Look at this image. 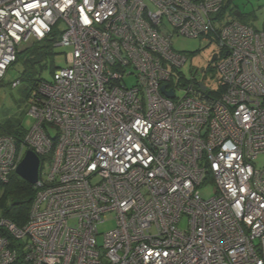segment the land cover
I'll return each instance as SVG.
<instances>
[{"label":"built area","instance_id":"obj_1","mask_svg":"<svg viewBox=\"0 0 264 264\" xmlns=\"http://www.w3.org/2000/svg\"><path fill=\"white\" fill-rule=\"evenodd\" d=\"M227 2L0 0V83L24 43L57 32L69 49L23 140L0 135L1 181L40 158L26 221L0 216V264H19L17 245L27 264H264V32ZM206 34L218 96L171 43Z\"/></svg>","mask_w":264,"mask_h":264},{"label":"rangeland","instance_id":"obj_2","mask_svg":"<svg viewBox=\"0 0 264 264\" xmlns=\"http://www.w3.org/2000/svg\"><path fill=\"white\" fill-rule=\"evenodd\" d=\"M231 4L226 8V12L230 17H233V11H239L240 16L235 19L253 27L255 30H261L264 23V0H230ZM63 23L58 24V27H63ZM172 48L175 51L184 53L187 56L185 65L181 68L184 76L190 78L195 71H204L205 78L203 81L206 86L212 90H217L220 83L216 77H211L209 71L213 68L214 62H210L214 54H219V46L212 34L202 35L200 37H188L184 35H174L171 38ZM20 46V50L26 45ZM54 51V63L58 67L67 65L65 53L68 48L60 45L52 47ZM23 57V56H22ZM44 68V67H43ZM42 68V69H43ZM22 65L20 61L13 62L8 68L4 79L0 83V122L5 118L21 121L24 131H28L34 120L27 115L28 102L31 100V89L26 85L22 78ZM42 77L47 81L52 79V70L48 66L42 72ZM203 73L197 75V79H202ZM17 82V83H16ZM129 83L131 81H128ZM176 80L174 84L176 85ZM30 90H27V89ZM176 96H181L183 92L176 88ZM256 167H264V154H260L254 161ZM47 172V164H43L41 177H45ZM200 192L203 197L208 198L212 195V188H201ZM114 226V220L109 218L104 224L99 225L100 234L97 237L98 242H102L103 234ZM185 226V220H182L180 227Z\"/></svg>","mask_w":264,"mask_h":264},{"label":"trees","instance_id":"obj_3","mask_svg":"<svg viewBox=\"0 0 264 264\" xmlns=\"http://www.w3.org/2000/svg\"><path fill=\"white\" fill-rule=\"evenodd\" d=\"M229 3L231 4L230 0H228L224 8L229 7ZM236 12L238 11H233L232 19L237 17L235 16ZM261 30L264 32V23ZM58 36L59 34L54 32L43 40H32L21 50L18 49L14 63L20 61L22 65V78L31 89L32 93L30 101L34 98L40 82L47 81L42 77L43 70L49 66L53 74L57 68L53 62L55 53L52 47L57 42ZM29 88L27 90H30ZM222 90L223 88L219 85L217 90L214 89L211 92L214 96H218ZM3 134L13 136L16 142L20 143V141L23 140L25 131L21 121L5 118L0 122V135ZM35 192L36 190L33 185L29 184L15 173H11L7 181L3 182L0 180V216L21 226L27 219ZM16 248L18 249L19 264H27L22 261L21 246L17 245Z\"/></svg>","mask_w":264,"mask_h":264},{"label":"water","instance_id":"obj_4","mask_svg":"<svg viewBox=\"0 0 264 264\" xmlns=\"http://www.w3.org/2000/svg\"><path fill=\"white\" fill-rule=\"evenodd\" d=\"M239 13V11L236 12V15H239ZM214 60L215 54L211 57L210 62L212 63ZM198 87L202 92L207 89V87L202 83L198 84ZM161 90L166 96H173L172 91H166L164 87H162ZM15 173L29 184L35 185L38 181L40 173V158L38 155L31 149L26 150L22 160L18 163L15 169Z\"/></svg>","mask_w":264,"mask_h":264},{"label":"clouds","instance_id":"obj_5","mask_svg":"<svg viewBox=\"0 0 264 264\" xmlns=\"http://www.w3.org/2000/svg\"><path fill=\"white\" fill-rule=\"evenodd\" d=\"M206 86V85H205ZM207 87V86H206Z\"/></svg>","mask_w":264,"mask_h":264},{"label":"flooded vegetation","instance_id":"obj_6","mask_svg":"<svg viewBox=\"0 0 264 264\" xmlns=\"http://www.w3.org/2000/svg\"><path fill=\"white\" fill-rule=\"evenodd\" d=\"M206 85V84H205Z\"/></svg>","mask_w":264,"mask_h":264}]
</instances>
